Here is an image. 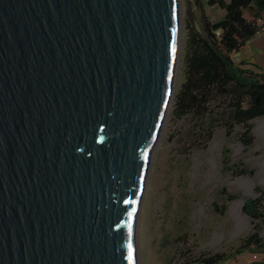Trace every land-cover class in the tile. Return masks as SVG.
Wrapping results in <instances>:
<instances>
[{
	"label": "water",
	"instance_id": "95a60500",
	"mask_svg": "<svg viewBox=\"0 0 264 264\" xmlns=\"http://www.w3.org/2000/svg\"><path fill=\"white\" fill-rule=\"evenodd\" d=\"M183 0H0V264H141Z\"/></svg>",
	"mask_w": 264,
	"mask_h": 264
},
{
	"label": "rangeland",
	"instance_id": "374dc122",
	"mask_svg": "<svg viewBox=\"0 0 264 264\" xmlns=\"http://www.w3.org/2000/svg\"><path fill=\"white\" fill-rule=\"evenodd\" d=\"M225 15V9L210 5L209 0H183L176 93L185 76L190 27L207 33L210 25ZM245 16L253 18L248 10ZM258 22L263 32L264 15ZM240 57V53L234 54L237 63ZM252 69L264 73V69ZM174 103L175 99L155 153L141 213V264H197L195 261L217 254L234 255L221 264L264 261V253L255 245L245 251L243 247L253 234L264 241V133L258 130L264 116L228 128L219 113L214 122L200 123L190 115L178 118L173 114ZM243 178L252 180L253 193H246L248 185L239 183ZM251 199L259 201L263 215L258 219L245 211V203ZM241 200L247 219L239 232L241 219L233 207Z\"/></svg>",
	"mask_w": 264,
	"mask_h": 264
},
{
	"label": "trees",
	"instance_id": "16d2710c",
	"mask_svg": "<svg viewBox=\"0 0 264 264\" xmlns=\"http://www.w3.org/2000/svg\"><path fill=\"white\" fill-rule=\"evenodd\" d=\"M209 4H218L226 10V15L211 24L207 33H197L190 27L185 76L175 95L173 114L178 118L190 115L203 123L219 113L221 122L228 128L247 125L264 116V73L255 72L243 61L237 63L234 54L244 50L262 31L258 20L264 15V0H209ZM247 10L252 13V19L245 16ZM258 202L251 199L245 203L246 213L254 219L263 215ZM253 245L264 253V241L257 234L246 240L244 251ZM232 257L217 254L195 263L221 264ZM252 264H264V261Z\"/></svg>",
	"mask_w": 264,
	"mask_h": 264
},
{
	"label": "crops",
	"instance_id": "0c3cea01",
	"mask_svg": "<svg viewBox=\"0 0 264 264\" xmlns=\"http://www.w3.org/2000/svg\"><path fill=\"white\" fill-rule=\"evenodd\" d=\"M249 50L246 55V50ZM241 62L249 64L252 68L264 69V31L250 40L244 50L239 52Z\"/></svg>",
	"mask_w": 264,
	"mask_h": 264
},
{
	"label": "bare ground",
	"instance_id": "6f19581e",
	"mask_svg": "<svg viewBox=\"0 0 264 264\" xmlns=\"http://www.w3.org/2000/svg\"><path fill=\"white\" fill-rule=\"evenodd\" d=\"M258 130L261 132V133H264V123H262ZM262 167H263V171H262V176L264 178V162L261 163ZM239 183L242 185V186H245V185H248L249 189L246 190V193L250 194V193H253L252 191V186H253V182L252 180H248V179H245L243 178L241 181H239ZM243 205H244V201H239L237 202L234 207H233V212L234 214L239 218L241 219L240 220V223H239V228H238V231L239 232H242L243 229L245 228V225L243 224L244 221L247 219L246 216L244 215L243 213Z\"/></svg>",
	"mask_w": 264,
	"mask_h": 264
}]
</instances>
